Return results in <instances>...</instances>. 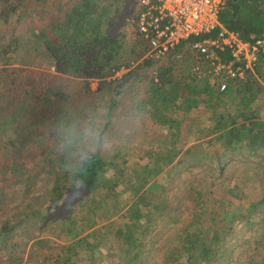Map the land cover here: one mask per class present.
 <instances>
[{
  "label": "rangeland",
  "instance_id": "obj_1",
  "mask_svg": "<svg viewBox=\"0 0 264 264\" xmlns=\"http://www.w3.org/2000/svg\"><path fill=\"white\" fill-rule=\"evenodd\" d=\"M76 1L78 0H44L40 3L31 0L26 3V6L19 8L11 16L9 23L0 20V48L6 45L9 50L14 51L13 54L16 61L11 64L20 69V71L16 70V72H22L24 77L29 80L32 79L33 71L47 72L54 75L55 77H52V80L58 85L57 89L59 92L64 93L60 90L61 82L63 84L61 88L68 92L67 94L69 95L68 101L55 97L54 103L50 102L49 105H44L43 109L49 107L50 112L47 111V113L48 116L52 117L51 123L42 129L48 133H45L47 134L45 135L34 131V135L42 144L41 148L45 149V152L39 154L41 149L39 151H25V154L14 152L15 159L19 163L26 165V175H21L18 172V175H16V170H7L5 168L4 158H6L7 152L0 148V225L10 219L17 220L26 217H37L36 219H38V215L29 211L32 208L53 207L56 210L59 207L60 200L58 201L55 197L57 194H54L52 190L55 185V176L60 175V169H58L57 165L59 161L58 154H64V157H66L65 162L62 161L63 164H61L64 165L66 170L65 178L62 181H66L67 185H70L73 184L71 167L77 161L78 156L82 154L98 153L103 159L112 163V166L106 167L103 179L118 176L123 181H131L129 179L137 176L134 170L140 169L141 165L148 161L147 154L150 152L155 157L156 162L158 161L156 165H159V171L156 177L159 178V182L168 181L171 177L177 178L175 184L163 185L160 183L161 192L164 196L173 197V202H170V206L174 205L178 210V217L182 221L186 220L183 223L184 225L194 223V220L190 218L189 212L194 209L193 206L196 204L194 201L189 200L187 188L181 185V181H188L190 176L193 177V180L197 178L199 181L198 184H195L196 187H204L208 181L212 180L213 187L211 189L214 191L212 193L213 196L210 199L203 200L202 203L204 207L213 210L211 213L205 212L208 217L219 213V217L212 215V218L219 219L221 208L216 206L218 203L216 199L222 196L226 197V190L232 193V187H236V189L243 187L245 188L244 191H251L247 190V183L249 182L264 186V151H260L256 156L250 155L248 159L232 158L226 164L221 176H218L217 162L211 156L203 158L202 168L194 167L188 170L190 169H187V166L190 165L189 159L178 160L183 157L182 152L170 154L173 151L172 149L184 151L188 143H193L196 135L206 129V119L211 112L209 108H200L187 113L184 117L187 116L186 118H188L190 115L189 118L192 122L183 124V134L176 132L175 135L174 128L170 130L169 134L167 131L171 121L169 112L163 110L161 116L157 119L150 116V99L153 98V95L151 91L147 90L148 74L144 75L146 78H139L136 82L126 85L119 95L114 94L115 81L108 82L102 90H97L99 77L96 75L107 74L108 70L105 66L103 68H91L88 77L83 76L66 81L60 79L57 74H53L51 59L45 52L42 37H40L42 35L41 31L44 30L49 33L50 17L61 16L65 12H71ZM108 2L109 0H104L102 5ZM107 9L103 19V33L118 39L119 49L117 50L115 61L121 63V69H125L124 65L132 66V62H139L146 48L134 25L130 22V19L137 11L136 3L133 0H117ZM100 10L102 9L100 8ZM15 40L20 41V45L16 50H14L16 47L13 44ZM18 60L26 63H20ZM3 61L4 55L0 54V63L4 64ZM103 63L105 64V62ZM137 63L133 64L134 67ZM12 71L14 72V69ZM155 71L156 69L151 71L153 76ZM117 72L118 74L114 76L116 79L126 71L122 72L119 70ZM39 78V84L42 86L44 83L42 80L43 76ZM85 81L88 82L89 91L85 90ZM224 100L225 104L224 101L219 103L218 111L235 109L233 99L229 97ZM111 101H115L116 104L110 110L109 103ZM7 103L8 100L6 104L4 101L3 105L9 109V103ZM252 106L255 107L256 111L258 109L262 110V113L264 112V93L253 99ZM30 112L33 111L30 109ZM108 113L110 116H108ZM180 121L182 125V120ZM192 123L193 125H191ZM196 125H198L199 129L196 128ZM50 130H55V134L49 133ZM97 137L107 144L103 151L99 148H95L93 151ZM198 142V147L203 149L207 155H210L209 148L204 146V144L201 145V140ZM65 147L70 148L64 150ZM159 152H163L166 156L165 159L159 155L157 156ZM140 155L141 157L146 155L143 164L140 163L143 158L137 160ZM125 157L129 158L128 161L131 164L134 162L135 164L133 166L127 164L125 165L126 168H122L121 162ZM185 157H187L186 154ZM227 157H229L228 152L222 156V162L227 160ZM32 158L40 163L41 166L52 168V172L49 173L46 171L37 172L39 176L36 178L40 179L37 188L32 185L35 178L31 180L29 178L32 171L29 160ZM154 162L155 160H151L149 166H154ZM140 177H144V175L141 174ZM239 184H242V186H239ZM158 189L160 190V188ZM98 190L106 193L108 185L102 182L96 192ZM69 191H73L76 194V199L70 200L72 207L75 210H80L81 202L79 199L83 198L81 196L84 192L83 188L79 191L69 188ZM201 208L202 205L198 210ZM198 214L200 213L198 212ZM58 215L60 217V213ZM244 217L246 218L241 220L242 224H244L240 227L241 231H236L233 236H230V232L227 233L225 235V237L227 236L226 242L222 245L221 252L214 258L215 261L213 260V262L206 264H264V204L255 207L250 213L247 212ZM55 219L57 220L54 216L44 217L45 232L49 230L51 223ZM200 219H203V217H200ZM202 223L199 224L205 227L204 221ZM56 229L59 231L60 226ZM20 232L21 229L19 231L14 230L7 238H0V264H9L20 254H23L22 257L24 259V243H19L20 238L21 240L24 238ZM15 244H20V246L16 247ZM43 245H46L47 248H42L38 251V255L42 257L41 254L44 255V253L48 252L49 254L46 255L54 258L62 243L48 242L43 243ZM27 254L29 257L30 254Z\"/></svg>",
  "mask_w": 264,
  "mask_h": 264
},
{
  "label": "trees",
  "instance_id": "obj_2",
  "mask_svg": "<svg viewBox=\"0 0 264 264\" xmlns=\"http://www.w3.org/2000/svg\"><path fill=\"white\" fill-rule=\"evenodd\" d=\"M29 1L31 0H0V20L8 23L11 16L19 8L26 6ZM33 1L41 3L44 0ZM103 1L78 0L74 3V8L71 12H65L61 16L50 17L49 33L44 30L41 31L43 36L40 34V37H42L45 52L49 55L54 70L61 74L58 75L60 79L66 81L72 78L88 77L91 68H103L105 66L108 70L107 74L96 75L99 77L97 90L100 91L108 82L115 81L114 94L119 95L126 85L136 82L139 78H146L144 75L148 74L147 90L151 91L153 95V98L150 99V116L157 119L161 116L163 110L169 112L171 121L168 132L174 128L175 135L176 132L180 134V131L183 130L180 120H182V123H186L187 120L184 116L187 113L200 108H209L211 113L206 119L209 126L196 135L193 143L188 145L184 151L172 149L173 151L170 153L182 152L183 157L178 160L189 159V166L192 168L201 167L203 158L211 156L216 160L219 169L218 176H221L226 164L232 158L248 159L250 155L256 156L260 151H264V117L261 114L262 110L257 109L256 111L255 107L252 106L253 99L264 93V53L259 57L255 71L256 77H249L245 81H229L226 89L222 92L216 90L214 81L210 79L198 80L191 72V67L194 63L191 44L196 40L195 37H190L179 43L162 58L154 60L143 58L135 67H130L126 64L124 67L129 69L120 77H117L118 79H111L110 77L121 69V63L115 61L119 43L116 37L104 34L102 26L107 7H110L117 0H109L107 4L102 5ZM219 19L225 28L237 32L242 39L264 36V0H225V6L220 12ZM19 43V40L13 41L14 47H16L14 50L18 49ZM13 53L14 51L9 50L6 45L1 46L0 54L4 55L3 63L8 64L16 61ZM18 61L26 63L22 60ZM153 69H156L154 76L151 74ZM41 76H43L42 80L47 84L42 86L43 90L37 81V78ZM52 77L55 76L47 72L33 71V81L31 83H27L19 76L6 77L4 79V84L0 85L3 87L0 98H6L8 94H11L13 104L11 110L4 109L3 104H0V112L3 111L6 114V119L0 123V129L4 134H6L10 124L12 125V131L18 133L16 135L20 139H26V135L23 136V129L29 125L28 116L31 112L28 104L38 103V101L35 103L32 100L33 94L42 98V101H45L46 96L49 95L53 98H62L63 100L69 98L68 92H54L56 83L52 80ZM84 84L85 90L89 91L88 82L85 81ZM62 85L60 82V86ZM229 97L234 100L235 109L218 111L219 103L224 101L225 104L224 99ZM115 104V101H111L109 109L111 110ZM22 116L24 117L23 119ZM108 116H110L109 113ZM20 119H22L21 122L19 121ZM31 122L34 127L38 124V119L34 118ZM196 128L199 129L198 125H196ZM199 140L202 141L201 145L204 144V146L209 148L210 155H207L203 149L198 147L199 144L197 143H199ZM227 152L229 157L222 162V156ZM86 154L91 160V166L88 168L86 178L81 177L76 172V169L83 162L81 159L82 155L78 156L75 165L71 167V172L73 182L82 178L85 179V184L82 188L85 193H89L97 189L103 179L106 167L110 166V163L98 153ZM185 154L187 157H185ZM158 155L163 159L166 157L163 152H159ZM64 156H60V169L62 170H65V167L61 165V162L66 159ZM147 157L148 161L141 165L140 169L134 170L138 177L143 174L145 179L157 175L159 171V165H156L158 161L156 162L155 157L150 153H148ZM151 160H155L154 166H149ZM7 161L9 159L6 160V164L11 170L21 168L16 163H7ZM62 180L63 177L60 176V192L67 184L66 181ZM207 184L208 189L205 185L204 187L201 186L198 191L199 195L206 193L211 195L214 192L211 189L213 187L212 180L208 181ZM58 185L59 177L54 190L57 189ZM232 189L234 194L244 196L245 202L249 204L247 210L250 212L257 206L255 204H257L258 197H264V186L259 184L254 189L255 191L245 192L244 190L236 189V187H232ZM208 194L205 198H209ZM138 200L145 206L150 205L147 198L143 195ZM261 202L262 204L264 203V198L261 199ZM224 217L225 214L220 216V222ZM136 219H138V216L133 218V220ZM233 221L234 219L223 226L224 235L231 232ZM200 230V227L194 226L193 223L183 224L182 234L184 235V241L174 248L177 259L164 264H195L193 257L197 255L206 261L210 259L215 261L214 258L221 252V248L216 246L215 250L208 251L199 240ZM220 234L221 232L219 231L214 236L217 237ZM182 253H184V257L180 259ZM205 253L207 254L204 255Z\"/></svg>",
  "mask_w": 264,
  "mask_h": 264
},
{
  "label": "crops",
  "instance_id": "obj_3",
  "mask_svg": "<svg viewBox=\"0 0 264 264\" xmlns=\"http://www.w3.org/2000/svg\"><path fill=\"white\" fill-rule=\"evenodd\" d=\"M13 65L14 64L11 63H0V85L4 84V79L6 77L12 78L14 76L23 78L27 83H31L33 81V73L31 75L32 79L29 80L28 78L24 77L22 72H16V70L20 71V69H17L18 67ZM13 69L14 72L12 71ZM125 71L127 70L122 72ZM52 73L57 74V76L61 75L56 72L54 68L52 69ZM116 74L118 73H115V75ZM114 76H111L110 78H115ZM39 79L40 78L38 77V82ZM46 85L47 84L45 82L42 84V86ZM42 86L41 88L43 90L44 88ZM57 86L58 85H55L54 92L60 93L57 89ZM60 90L65 93V90H63L61 86ZM2 92L3 87L0 86V94ZM34 95L35 94H33L32 100H34L35 103L38 101V103L28 104L30 105L29 111L31 109L33 112H31V114L28 116L29 125L23 129V136L26 135V139H20V137L16 135L18 133L12 131V125L10 124L8 125V130H6V134H4L0 129V148L7 152L6 158H4L5 168L7 170H11L8 168V166H6V160L8 159L9 161H7V163H16L21 167L15 171L16 175H18L17 172L21 175H26L27 173H25L26 165L19 163L15 159L14 152L25 154L26 152L33 150L39 151V149H41L39 154L45 152V149L43 150L41 148L42 144L34 135V131H37L41 134L48 133L46 130L42 129L46 127L47 124L51 123L50 120L52 117L48 116L47 113V111L50 112L48 109L49 107L45 109L43 108L45 104L49 105L50 102L54 103V98L49 95L46 96L45 101H42V98L36 97ZM7 100L10 107L8 110H11L13 105L11 94H8L6 98L1 97L0 104H3L4 101L6 104ZM3 108L7 109L8 107L6 108L3 105ZM25 109L26 105L24 106V113ZM263 115L262 117H264ZM189 117L190 115L188 118H186V120L188 123H191L192 121H190ZM23 118L24 117L22 116V119ZM34 118L38 119V124L33 127L31 120ZM4 119H6V114L2 111L0 112V123ZM22 119L19 121L21 122ZM183 124L184 123H182V125ZM208 126L209 125H205L206 128ZM24 131H26V133H24ZM49 133L55 134V130H50ZM168 133L170 134V131ZM180 134H183V130L180 131ZM191 143L192 142L188 143L186 147ZM69 148L65 147L64 150ZM62 155L64 154H58V169H60V156ZM145 156L141 157L140 155L137 160H141V158H143L140 161V163L143 164L145 162ZM128 160V157L122 159V168H126L125 165L127 164L131 166L135 164V162L131 164ZM63 162L65 161L63 160ZM63 162H61V164H63ZM29 164L30 168L32 169L29 178L30 180L35 178V181L32 182V185L33 187L37 188L38 184L40 183V179L36 178L39 176V173L37 172L46 171L49 173L52 172V168H45V166H41V164L35 161L33 158L29 160ZM110 165L112 166V163H110ZM201 167H203V165ZM187 169L191 170L193 168L187 166ZM65 172L66 170L60 169V175L55 176V185L52 187L53 193L57 194L55 197L58 199V201L60 200L59 207H57L56 210L53 207H40L36 209L32 208L29 211L38 215V219H36L37 217H26L24 219L17 220L10 219L0 225V238H7L11 233L14 232V230L19 231L20 229V233H22L24 238L23 240L20 238L19 241V243H24V259L22 257L23 254H20L9 264H164L167 262L176 261L177 257L174 253V248L184 241L182 225L186 220L182 221L178 217V210L174 207V205L170 206V202L172 201L173 197L169 198L168 196L162 195L161 184H175L177 178L171 177L168 181L160 182L158 181L159 178L156 177L157 175L148 177L147 179H145V177L134 176V178L129 179L131 181H123L118 176L102 179L98 187L102 182H105L108 185V190L106 193H103L99 190L96 192L98 187L96 190H94L96 193L94 191L89 193L83 192L81 195L83 198L79 199L81 202V209L75 210L72 207L70 200H75L76 194L73 191H69V188L75 189L72 186L74 184L73 179V184H66L61 192L60 184L58 185L57 189L54 190L58 177L59 180L60 176H62L64 179ZM192 178L193 177L190 176L188 181H181V185H184V187L187 188V196L190 197L189 200L194 201L196 204L193 206L194 212L192 210L189 212V215L190 218L194 220L193 224L200 227L201 229L198 236L199 240L208 251L215 250L216 246L217 248H221L223 247V243L226 242L225 239L227 237H225L223 234V226L229 224L230 221L234 219L230 236H233L236 231H241L240 227L244 225L242 224L241 220L246 218L244 216H246L247 212L249 211L247 210L249 204L245 202L244 196H239L238 194H234L233 192L230 193L228 190H226V197L222 196L216 199L218 201L216 206H218V208L220 206L221 208L220 216L225 214V218L220 222L219 218H212V215L216 214H212L208 217L205 212L211 213L213 210L208 209V207H204L202 201L210 199L213 195H209L208 193L199 195L198 191L201 187H196L195 185L196 183L198 184L199 181L197 178L194 180ZM180 179H178V181H180ZM247 185V190L255 191L254 189H256L258 184L249 182ZM239 186H242V184H239ZM207 187L208 186H206V188ZM158 188H160V190ZM238 188L240 190L245 189L243 187ZM207 194L209 198H205ZM141 195L147 198L150 203L149 206H145V204L139 202L138 198ZM263 198L264 197L260 198L259 196L258 201H256L257 204L255 205H262L261 199ZM201 205L202 208L198 210ZM198 212L200 214H198ZM59 213L60 217L58 215ZM50 216H54L57 218V220L55 219V223H51V227L47 232H45V223H43V219L44 217L48 218ZM136 216H138V219L133 220V218H136ZM216 216L219 217V213ZM200 217H203V219H200ZM202 221H204L205 227H203L204 225H201L203 224ZM58 226H60L59 231L56 229ZM219 231L221 234L219 236L217 235V237L214 236V234H218ZM48 242L62 243L60 250L55 253L54 258L48 257V255H46L49 254L48 252L44 253V255L41 254L42 257L38 255V251H40L42 248H47L46 245L42 246V244ZM15 246H20V244H15ZM27 253L30 254L29 257ZM180 257V259H182L184 257V253H182ZM39 258L42 259L39 260ZM193 259L195 264H206L210 263L211 261L213 262L211 259L210 261H206L198 255L194 256Z\"/></svg>",
  "mask_w": 264,
  "mask_h": 264
},
{
  "label": "built area",
  "instance_id": "obj_4",
  "mask_svg": "<svg viewBox=\"0 0 264 264\" xmlns=\"http://www.w3.org/2000/svg\"><path fill=\"white\" fill-rule=\"evenodd\" d=\"M133 1L137 11L130 22L146 47L142 59L162 58L179 43L195 37L191 72L196 79H210L222 92L229 81L256 77L258 60L264 53V36L245 40L225 28L219 19L225 0Z\"/></svg>",
  "mask_w": 264,
  "mask_h": 264
},
{
  "label": "clouds",
  "instance_id": "obj_5",
  "mask_svg": "<svg viewBox=\"0 0 264 264\" xmlns=\"http://www.w3.org/2000/svg\"><path fill=\"white\" fill-rule=\"evenodd\" d=\"M107 146V144L100 140L98 137L95 139L94 142V147H93V151L95 150V148H99L101 151H103L105 149V147ZM82 163L79 166V168L76 169V172L81 176V177H85L86 178V174L88 171V168L91 166V160L89 158V156L85 153L82 154ZM85 184V179H79L77 181L74 182V184L72 185L76 190H79L80 188H82Z\"/></svg>",
  "mask_w": 264,
  "mask_h": 264
}]
</instances>
